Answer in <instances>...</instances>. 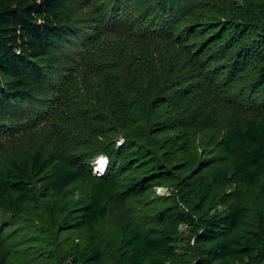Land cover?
Here are the masks:
<instances>
[{
    "label": "trees",
    "instance_id": "16d2710c",
    "mask_svg": "<svg viewBox=\"0 0 264 264\" xmlns=\"http://www.w3.org/2000/svg\"><path fill=\"white\" fill-rule=\"evenodd\" d=\"M77 21L71 0H0V117L53 98L44 126L85 119L93 136L78 129L70 154L29 146L5 160L0 209L19 219L46 202L54 232L90 234L51 264H264V0H117L85 31ZM148 24L157 28L148 32ZM77 39L80 53L70 57L65 50ZM161 73L174 83L162 85ZM250 77V95L262 104L207 139L213 151L203 153L214 157L196 170L207 106L222 104L213 91ZM100 156L108 165L98 177L92 163ZM174 171L198 177L195 187L187 195L179 187L181 198L157 226L124 224L118 246L105 253L98 233L110 207L144 202L177 182ZM225 188L234 189L221 200L225 211L210 215L206 206ZM8 229L2 224L0 238Z\"/></svg>",
    "mask_w": 264,
    "mask_h": 264
},
{
    "label": "rangeland",
    "instance_id": "374dc122",
    "mask_svg": "<svg viewBox=\"0 0 264 264\" xmlns=\"http://www.w3.org/2000/svg\"><path fill=\"white\" fill-rule=\"evenodd\" d=\"M117 0H71V4L74 6L78 21L77 30H86V27L90 22L95 19H107L108 7H113ZM207 1V0H201ZM133 5V4H132ZM193 5L192 8H194ZM134 9V5L132 6ZM138 14V13H137ZM146 29L148 32L155 30L157 27H152V24H148ZM81 40L77 39L75 44L71 48H67L65 51L68 55L78 56L81 48ZM227 66L228 64H221ZM160 69V65L157 66ZM217 67H220L218 65ZM87 75H90L88 72ZM161 76L162 85L166 86L174 82H168L169 80L163 75ZM59 76L57 72H54L53 79L58 80ZM253 77L248 78V81L240 86H232L230 89L222 90L215 89L213 95L221 100L222 104L219 106L212 105L210 102L207 106V117L200 126L201 132L199 137L203 139L197 142V149L199 158L196 161V170L200 167L199 162L204 164L203 168L213 159L212 153L205 155L203 150L213 151L207 142V139L216 135L220 138L227 129L226 125L228 121H237L240 119V115H249L250 107L253 106V102L262 104V98L251 97L250 85L253 82ZM176 81V80H175ZM169 83V84H168ZM87 100L92 102V94H86ZM251 97V100L249 97ZM53 99V98H52ZM51 98H46L36 104L35 107L27 109L24 112H16L15 114H7L4 117H0L3 125L8 129L6 132L0 131V164L5 163L8 158L13 159L16 152L21 151L29 146H50L55 150H58L70 154L75 149L74 147L79 140L80 133L93 139V136L89 134L88 126L85 119H82V123L79 124L78 119L68 118V126H58V122H52L48 127L44 126V118H47L50 107L53 104ZM218 101V100H216ZM242 106H247L244 108ZM44 107V108H43ZM254 110V108H252ZM211 127H214L212 129ZM51 129L59 132L60 138L56 142L55 134L51 132ZM81 129L79 134L75 132ZM89 134V135H88ZM92 135L95 133L92 132ZM169 133L159 134L152 138L163 139ZM96 144L97 142L94 141ZM123 144V139H120L118 146ZM105 160L104 156L97 157L93 163L94 174L99 177L102 169V161ZM176 161V163L180 162ZM173 164L172 166H174ZM173 168V167H171ZM221 169L232 172L230 164L221 166ZM174 175L178 178L177 182L168 183L165 187L155 188L148 197L143 200L142 203L129 202L126 206H111L109 217L103 222L99 229L98 238L102 243L105 253H111L119 244L121 237V227L130 223L134 227L147 230L155 227L159 223V214L165 207L174 206L177 201V197L181 198L180 190H183V194L187 195L193 187L196 185L198 177L192 178L193 175L188 172L174 171ZM184 180H186L184 182ZM234 192L233 188H225L218 192L219 200L215 205L208 204L206 209H209L210 215L222 214L226 206L221 204V200L224 196H230ZM74 203H79L80 197L76 196L73 199ZM72 202V201H71ZM46 202H42V208L36 209L29 206L27 212L19 219L11 218L4 210L0 209V227L2 224L7 223L9 229L3 238H0V264H51L59 261L63 258V255L70 249L75 243L86 242L90 234L83 230L70 229L62 232H54L49 224L43 205ZM73 203V202H72ZM182 234L188 242L193 243V234L187 227L182 228ZM59 258V259H58Z\"/></svg>",
    "mask_w": 264,
    "mask_h": 264
},
{
    "label": "clouds",
    "instance_id": "9594fccd",
    "mask_svg": "<svg viewBox=\"0 0 264 264\" xmlns=\"http://www.w3.org/2000/svg\"><path fill=\"white\" fill-rule=\"evenodd\" d=\"M104 159L105 160L102 161L103 167H102V169H100V171H101L100 175H103L107 170L108 161H107V158L105 156H104Z\"/></svg>",
    "mask_w": 264,
    "mask_h": 264
}]
</instances>
